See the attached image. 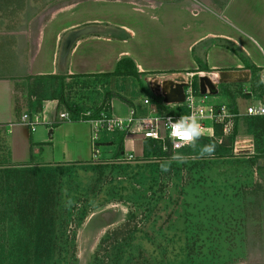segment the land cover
<instances>
[{"label": "crops", "instance_id": "obj_1", "mask_svg": "<svg viewBox=\"0 0 264 264\" xmlns=\"http://www.w3.org/2000/svg\"><path fill=\"white\" fill-rule=\"evenodd\" d=\"M116 9L124 12L123 18L99 15ZM87 26H99L102 32L77 41L67 66L62 67L59 57L64 38L70 31ZM125 59L134 62L139 73L137 82H144L158 104L146 94L143 98H128L133 107L117 97L107 99L108 109L103 114L124 120L132 110L137 118L181 117L188 113L185 103L166 105L162 97L155 95L154 78L185 73L193 76L194 84L200 74L218 81L215 76L220 72H251L248 83H219L218 95H223L216 97L215 104L228 105L239 114L235 121L237 137L232 136L230 146L232 154L236 138L253 140L254 148L242 155L250 156L245 158L251 161L239 170L247 174H238L234 166L231 180L226 170L222 183L216 179L219 170L215 166L210 189L214 199L221 183L230 192L235 186L241 189V194L234 197L241 199L244 208L236 216L244 222L239 244L246 246L251 256L239 264L264 262L263 241L254 244L252 240L264 230V147L259 149L256 138L248 133L253 116H247L245 110L264 102V0H0V173L9 168L88 163L96 134L103 142L97 147L103 151L108 148L115 156L117 144L109 143L116 141L120 131L98 132L96 119H73L56 91L62 75L67 77V83L74 78L113 74ZM202 64L208 71H200ZM246 98L251 104L243 106ZM145 99L150 103L145 104ZM60 113H68L69 118L60 121ZM24 114L39 122L35 128L23 122ZM205 124L213 128L212 133L195 132V141L208 138L222 145L232 138L223 135L220 124ZM240 128L245 129L246 136L239 132ZM152 141L141 132L126 133L120 157L145 159L146 146Z\"/></svg>", "mask_w": 264, "mask_h": 264}, {"label": "rangeland", "instance_id": "obj_2", "mask_svg": "<svg viewBox=\"0 0 264 264\" xmlns=\"http://www.w3.org/2000/svg\"><path fill=\"white\" fill-rule=\"evenodd\" d=\"M101 13L112 19L124 14ZM67 81L69 102L91 112L109 87L131 99L145 94L137 80ZM221 95H208L207 104H218ZM247 100L243 106L251 104ZM99 141L88 163L1 171L0 264H239L251 256L239 244L241 189L222 185L226 170L230 179L233 167L238 172L250 156L198 158L189 149L171 160L128 161L101 150ZM215 166L222 182L216 199L210 189ZM261 232L254 244L264 245Z\"/></svg>", "mask_w": 264, "mask_h": 264}, {"label": "built area", "instance_id": "obj_3", "mask_svg": "<svg viewBox=\"0 0 264 264\" xmlns=\"http://www.w3.org/2000/svg\"><path fill=\"white\" fill-rule=\"evenodd\" d=\"M262 74L264 76V67ZM192 77H188L189 85L185 88L186 101L185 105L188 113L185 116H149L144 118L135 117V111L132 110L128 119H119L101 114L94 121L95 130L99 131H125L127 134L141 132L145 139H152L162 144L163 151L169 150L168 141L171 142L173 151L181 150L188 147L195 141V132L200 134L212 133L213 128L207 127L206 122L211 124H220L224 136H234L235 121L239 117L238 113L232 112L228 105L207 104L208 95H200L195 90ZM145 104H149L150 100L145 99ZM91 113H88V115ZM247 116L264 117V102L259 101L257 104L249 106L246 110ZM68 113H60V121L68 119ZM24 123L35 128L39 123L32 120L29 114L22 117ZM99 135L93 136V148L96 149L94 143L98 140ZM222 143V139L219 141ZM253 140H244L236 138L233 144V152L235 155L251 152ZM134 155L127 156L128 161L135 160Z\"/></svg>", "mask_w": 264, "mask_h": 264}, {"label": "trees", "instance_id": "obj_4", "mask_svg": "<svg viewBox=\"0 0 264 264\" xmlns=\"http://www.w3.org/2000/svg\"><path fill=\"white\" fill-rule=\"evenodd\" d=\"M200 71L201 72L208 71L207 65L202 64L200 66ZM138 76H139V73L137 72L134 62L132 60L125 59L119 62L116 68V71L113 74L103 75V76H100L99 78L122 79L124 82H128V81L130 82V80H133V81L134 79L138 80L139 78ZM66 78L67 77L65 75H62L59 77L60 83L57 86L56 93L58 95V99H60V101L63 102L67 110L72 114L73 119H79V118H84V119H89V120L98 119L101 113L105 109L106 110L108 109L106 106V100L112 97H117L133 107V102L130 99L118 93L112 87H109L107 89L106 96H105L106 99L103 105L94 112L89 111L91 112V114L88 115L87 114L88 111L84 110L81 107L74 106L73 104L69 102V99H67L66 94H65V90L67 86V83L65 82ZM140 85H141L142 93L144 92L147 96L150 97L152 102L158 104L157 99L152 95V93L148 92L142 83H140ZM193 85H194L195 90L199 92L198 82L197 81L194 82ZM118 133L120 134L117 137L116 141L114 142L112 141L111 143H109V144H113V143L117 144L118 150L114 156L115 159H119L120 156L123 155V141L126 135L125 131H120ZM234 133L236 134V135L234 134L233 136L235 138L237 137V129H235ZM248 133L252 134L256 138L259 149L261 147H264V118H260V117L251 118V121L248 122ZM217 134L218 135L221 134V130L219 128H218ZM233 137L229 139L227 143H224L222 145L218 144L213 139L198 138L190 146L182 150H177V151L172 150L170 141H168L169 150L163 151L162 144L158 141L153 140L152 144L146 146L145 159L154 158V159L163 160V161L171 160L175 156H178V155L184 156L182 155V153L185 152L184 150H189V149L192 151V154H190V156H193V157L200 158V157H203L204 155L205 156L229 157L233 155L232 149L230 147L234 140ZM100 144H103V142L99 141L97 146H99ZM42 168H47V170H51V167H42Z\"/></svg>", "mask_w": 264, "mask_h": 264}, {"label": "water", "instance_id": "obj_5", "mask_svg": "<svg viewBox=\"0 0 264 264\" xmlns=\"http://www.w3.org/2000/svg\"><path fill=\"white\" fill-rule=\"evenodd\" d=\"M102 32L99 26H87L80 29L70 31L64 38L60 50V64L67 66L68 59L74 45L82 37ZM218 81H215L208 74H200L197 76L199 82V93L201 95H218L220 84H241L250 81L251 72L249 70L225 71L220 72ZM156 88L154 93L156 96L162 97L163 103L166 105L184 104L186 101L185 88L189 85L188 76L185 73L170 74L164 79L154 78Z\"/></svg>", "mask_w": 264, "mask_h": 264}, {"label": "bare ground", "instance_id": "obj_6", "mask_svg": "<svg viewBox=\"0 0 264 264\" xmlns=\"http://www.w3.org/2000/svg\"><path fill=\"white\" fill-rule=\"evenodd\" d=\"M216 78H219L220 77V74H217V76H215Z\"/></svg>", "mask_w": 264, "mask_h": 264}]
</instances>
